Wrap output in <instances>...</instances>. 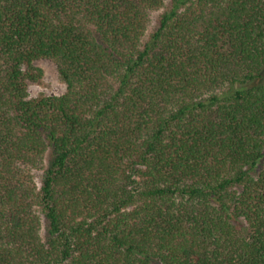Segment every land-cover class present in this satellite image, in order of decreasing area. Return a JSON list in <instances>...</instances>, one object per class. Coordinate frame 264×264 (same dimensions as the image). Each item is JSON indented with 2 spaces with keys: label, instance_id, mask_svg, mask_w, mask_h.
I'll use <instances>...</instances> for the list:
<instances>
[{
  "label": "trees",
  "instance_id": "trees-1",
  "mask_svg": "<svg viewBox=\"0 0 264 264\" xmlns=\"http://www.w3.org/2000/svg\"><path fill=\"white\" fill-rule=\"evenodd\" d=\"M164 3L0 0V264H264V0Z\"/></svg>",
  "mask_w": 264,
  "mask_h": 264
},
{
  "label": "rangeland",
  "instance_id": "rangeland-1",
  "mask_svg": "<svg viewBox=\"0 0 264 264\" xmlns=\"http://www.w3.org/2000/svg\"><path fill=\"white\" fill-rule=\"evenodd\" d=\"M171 0H165L163 8L152 11L149 13V20L146 28L144 37L142 38V43L147 41L150 35L154 32L156 28V23L158 16L167 8L170 7ZM33 65L42 71L41 79L36 83H28V97L36 98L40 94H45L47 96H60L65 92V85L60 81L55 65L46 59H39L33 63ZM48 163V155L44 160V168ZM43 170L33 171L34 180L39 186ZM40 219L42 224L41 233L44 234V219L43 215L40 213Z\"/></svg>",
  "mask_w": 264,
  "mask_h": 264
}]
</instances>
